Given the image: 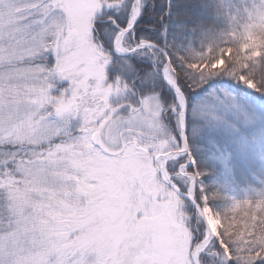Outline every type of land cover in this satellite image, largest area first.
I'll return each instance as SVG.
<instances>
[{"label":"snow or ice","instance_id":"snow-or-ice-1","mask_svg":"<svg viewBox=\"0 0 264 264\" xmlns=\"http://www.w3.org/2000/svg\"><path fill=\"white\" fill-rule=\"evenodd\" d=\"M0 264H264V0H0Z\"/></svg>","mask_w":264,"mask_h":264},{"label":"trees","instance_id":"trees-1","mask_svg":"<svg viewBox=\"0 0 264 264\" xmlns=\"http://www.w3.org/2000/svg\"><path fill=\"white\" fill-rule=\"evenodd\" d=\"M227 56V54H225Z\"/></svg>","mask_w":264,"mask_h":264}]
</instances>
